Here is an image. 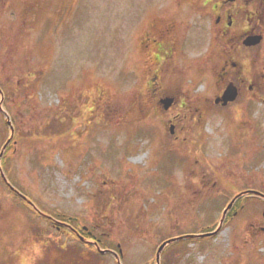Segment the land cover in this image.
<instances>
[{
	"label": "rangeland",
	"instance_id": "1",
	"mask_svg": "<svg viewBox=\"0 0 264 264\" xmlns=\"http://www.w3.org/2000/svg\"><path fill=\"white\" fill-rule=\"evenodd\" d=\"M202 2L0 0V264H264V15L222 105Z\"/></svg>",
	"mask_w": 264,
	"mask_h": 264
},
{
	"label": "flooded vegetation",
	"instance_id": "2",
	"mask_svg": "<svg viewBox=\"0 0 264 264\" xmlns=\"http://www.w3.org/2000/svg\"><path fill=\"white\" fill-rule=\"evenodd\" d=\"M198 5L193 11L199 19L194 27L207 35V50H210L209 53L206 50L207 55L211 54L213 45L214 53L220 56L215 64V68L221 71L219 76L222 77L223 70L232 71V74L228 73L231 77L225 83L232 82L238 95L242 93L243 86L252 89L253 84L249 82L253 79L250 72L253 67V48L256 45H246L244 41L251 34H261L256 18L260 20L264 15V0H204ZM172 30L174 28L167 25L159 29L155 37L145 40L156 45L155 52L167 53L170 46L165 45L164 41L170 38ZM238 54L243 58H235ZM236 72L240 73V77L233 75ZM252 137L253 134L248 132V140Z\"/></svg>",
	"mask_w": 264,
	"mask_h": 264
},
{
	"label": "water",
	"instance_id": "3",
	"mask_svg": "<svg viewBox=\"0 0 264 264\" xmlns=\"http://www.w3.org/2000/svg\"><path fill=\"white\" fill-rule=\"evenodd\" d=\"M260 40V37L259 36H249L246 40H245V43L248 44V45H251V44H256L258 43ZM237 96V89L236 87L230 82L226 88L224 89L222 95L220 97H216L215 98V102H219L220 100L222 101V104L225 105L228 101H232L235 99V97ZM160 102L163 104V108L164 109H167L169 108V106L172 104L173 102V98L172 97H165V98H161L160 99ZM170 132H173V126L170 127ZM9 142V139L7 140V142L4 144L3 148L6 147L7 143ZM2 154V151L0 152V155ZM231 205V203H229V206ZM228 206V207H229ZM213 232L211 233H206V234H203L202 236L204 235H210L212 234ZM166 242H163L159 248H158V252H157V258H158V255H159V251L162 249V247L165 245Z\"/></svg>",
	"mask_w": 264,
	"mask_h": 264
},
{
	"label": "trees",
	"instance_id": "4",
	"mask_svg": "<svg viewBox=\"0 0 264 264\" xmlns=\"http://www.w3.org/2000/svg\"><path fill=\"white\" fill-rule=\"evenodd\" d=\"M0 88H1V90H2L3 95H4L5 97H7L8 94H7V91H6V84L0 85ZM206 232H207V231H206ZM182 235H183L182 233H178L177 235H175V237H176V236H182ZM171 237H174V235H171L170 238H171ZM177 240H179V239H177ZM100 241H101V240H99V243H100Z\"/></svg>",
	"mask_w": 264,
	"mask_h": 264
}]
</instances>
